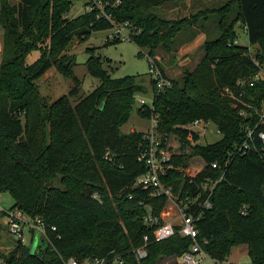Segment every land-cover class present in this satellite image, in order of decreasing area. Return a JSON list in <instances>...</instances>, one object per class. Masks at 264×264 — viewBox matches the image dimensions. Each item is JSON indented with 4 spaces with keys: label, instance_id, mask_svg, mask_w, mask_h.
<instances>
[{
    "label": "trees",
    "instance_id": "16d2710c",
    "mask_svg": "<svg viewBox=\"0 0 264 264\" xmlns=\"http://www.w3.org/2000/svg\"><path fill=\"white\" fill-rule=\"evenodd\" d=\"M163 1L103 3L105 18L90 0L72 17L66 16L72 0H0V193L6 192L10 205L30 219L54 227L45 229L31 253L27 244L14 239L7 251L0 252L4 264H66L69 258L81 262L101 256L117 257L120 264H152L187 249L190 237L174 233L149 240L143 258L135 259L131 253L142 234L150 235L140 220L144 208L138 199L152 212L164 203L163 196H149L133 185L146 170L136 160L142 132L119 130L133 96L147 87L150 106L139 104L136 113L144 118L154 114L161 140L174 135L183 151L169 156L167 162L173 166L161 178L172 192L179 197L192 194L203 178L217 175L208 167L210 161L224 165L209 194L210 207L198 209L193 223L200 248L221 262L232 246L243 244L249 264H264V149L254 133L249 140L245 136L255 118L252 108H245L248 116L239 114L240 103L221 89L230 88L251 107L264 101V81L248 82L256 70L254 61L264 60V0H225L211 8L217 33L201 41L198 61L176 78L163 74L155 51H171L176 33L194 26L205 9L165 19L153 10ZM112 22L126 23L128 40L147 48L145 56L168 80L167 86L157 90L149 75L147 85L133 75L111 77L104 67L110 68V60L86 47L84 69L98 83L78 93L74 56L64 49L72 37L82 40ZM235 23L242 25L248 45H254L252 54L246 46L232 43ZM31 50L38 55L26 62ZM49 66L72 81L68 91L52 101L40 95L35 84ZM237 79L243 81L237 84ZM198 118L211 122L219 138L205 143L185 139L186 131L179 125ZM105 151L109 159L103 157ZM192 155L203 166L188 176L180 168Z\"/></svg>",
    "mask_w": 264,
    "mask_h": 264
},
{
    "label": "rangeland",
    "instance_id": "374dc122",
    "mask_svg": "<svg viewBox=\"0 0 264 264\" xmlns=\"http://www.w3.org/2000/svg\"><path fill=\"white\" fill-rule=\"evenodd\" d=\"M224 1L225 0H164L162 3L154 7L153 10L165 19L189 16V14L200 9L207 10L202 11V13L197 16L195 25L193 24L194 26H188L186 29L180 30L176 33L173 40V49L171 51H164L161 49L155 51L157 62L167 78L178 77L184 69H191L198 61L202 53L199 48L201 41L204 38L212 37L217 33V17L215 12L208 11L211 8H215L222 4ZM84 6L85 0H72L66 16L72 17L80 13L84 9ZM116 28H122V32L126 31L120 23H114L112 27L91 31L89 35L82 40L72 37L65 47L64 52L72 53L74 56L72 72L74 76L79 79L78 93H86L98 83V80L86 73L84 69L83 61L87 56V53L84 50L86 47H94V53H98L100 56L106 57L110 60V68L107 66L104 67L107 69L111 77L133 75L136 80L142 79L144 84L147 85V72L149 68L148 60L145 56L147 48L143 46L138 47L128 39H121L115 33L114 29ZM233 29L236 34V43L246 46L248 48L246 51L249 54H252L254 45H248L242 25L235 23ZM105 38H117L118 41L106 42ZM137 50H140L141 52L139 55H137ZM37 55V50H31L25 56V61L30 62ZM35 84L38 93L44 96L48 101H52L59 95L65 94L71 87L72 81L71 78L62 76L52 66H49L35 79ZM136 97L142 98L144 104L148 105L151 100V92L147 87L145 93H137ZM138 105L139 103L135 99L127 119L119 126L121 132H128L130 130L143 131L148 126L150 116H148V118L139 116L135 111V108ZM219 136V132L215 131V126L211 122H207L203 131V137H200L198 141L200 143L212 142L218 139ZM167 142L169 144V151L173 154L178 155V153L180 154V151L183 152L179 149V141L176 136H169ZM184 149L186 150L187 147ZM169 164L171 167L173 166L171 163ZM202 166L203 163L201 159L196 155H192L187 159L185 166L182 169L180 168V170H182L185 175L191 176ZM11 203L12 199L6 192L0 193V207L7 208L8 206H11ZM172 213L173 212H171L170 215ZM14 239L15 238L5 230L0 218V252L7 251L11 247ZM196 257L199 258L198 264H212L208 257L200 254H197ZM225 259L227 262L229 261L233 264H249L245 246L243 244L232 246ZM82 263L88 264V260H83ZM0 264H4L1 259ZM152 264L177 263L173 256H161L154 260Z\"/></svg>",
    "mask_w": 264,
    "mask_h": 264
},
{
    "label": "built area",
    "instance_id": "2783aa9c",
    "mask_svg": "<svg viewBox=\"0 0 264 264\" xmlns=\"http://www.w3.org/2000/svg\"><path fill=\"white\" fill-rule=\"evenodd\" d=\"M120 0H90L95 7L98 8L99 14L108 18V14L102 11V4H109L115 6ZM116 23V22H114ZM112 22V25L114 24ZM125 29L122 32V28L114 29L115 33L121 39H128V30L126 23H120ZM112 27V26H111ZM232 43H236L235 39ZM148 60V75L153 79V85L157 90L165 87L169 84L168 80L163 78L157 68L152 63L151 58L146 57ZM255 72L249 77L250 80L261 79L264 81V61L256 62ZM243 80L237 79L236 83L240 84ZM222 92L230 96L233 100L240 103L237 111L239 114H245L248 116L245 108H252L255 115L251 126L245 130L246 139H251V135L254 133L255 137L259 141L261 147L264 149V101L260 103L258 107H251L249 103L240 99L239 94H233L228 87H222ZM139 104H144L143 99L133 96ZM234 105L235 102H234ZM150 106V103L148 104ZM209 121L202 120L200 118L193 119L187 123L179 125L184 129L185 139L190 143L199 142V138L203 137V131L206 123ZM215 131L218 130L215 128ZM142 143L136 154V160L142 162L145 165V172L135 177L133 185L147 190L149 196H163L164 203L157 212H152L149 204L145 203L142 198H139L137 204L144 208V212L140 216V220L143 224L150 228V235L144 233L141 235V241L138 245L131 248V253L135 259L143 258L146 254V245L149 240L159 241L174 233L180 235H186L190 237L191 242L187 249L183 250L175 257L177 264H198L199 258L197 254L208 257L212 264H226V261L217 262L211 259L201 248L198 241L195 239L196 230L194 228V220L198 217V209L209 208V194L215 182L219 180L224 172V165L220 166L216 161H210L208 167L214 171H217V175L214 178H203L199 182V190L192 194L184 193L182 196H178L172 192L169 183L164 182L161 178L165 176L166 170L171 167L167 162L172 152L169 151V144L167 140H161L160 134L155 129V115L150 114L148 126L141 131ZM195 134V139L191 138V135ZM200 143V142H199ZM245 146V144H244ZM104 158L109 159L107 151L103 153ZM196 173V172H195ZM194 175V174H192ZM191 175V176H192ZM94 196V194H92ZM173 212L171 215L170 213ZM0 218L5 230L11 234L18 241L30 245L32 239H35V243L39 240V237L44 236L45 229L49 228L53 230V226H45L38 218L30 219L22 210L16 206H8L7 208L0 207ZM31 230V232H29ZM202 243L206 240L202 239ZM72 258L67 260L66 264H83ZM120 264L117 257L107 260L105 257H94L88 260V264Z\"/></svg>",
    "mask_w": 264,
    "mask_h": 264
},
{
    "label": "water",
    "instance_id": "95a60500",
    "mask_svg": "<svg viewBox=\"0 0 264 264\" xmlns=\"http://www.w3.org/2000/svg\"><path fill=\"white\" fill-rule=\"evenodd\" d=\"M29 232H31V230H29ZM35 246V239H32L29 245V252L31 253L34 249Z\"/></svg>",
    "mask_w": 264,
    "mask_h": 264
},
{
    "label": "crops",
    "instance_id": "0c3cea01",
    "mask_svg": "<svg viewBox=\"0 0 264 264\" xmlns=\"http://www.w3.org/2000/svg\"><path fill=\"white\" fill-rule=\"evenodd\" d=\"M229 262V261H228Z\"/></svg>",
    "mask_w": 264,
    "mask_h": 264
}]
</instances>
